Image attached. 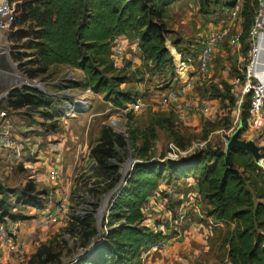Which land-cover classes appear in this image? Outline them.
Masks as SVG:
<instances>
[{
  "label": "trees",
  "instance_id": "obj_1",
  "mask_svg": "<svg viewBox=\"0 0 264 264\" xmlns=\"http://www.w3.org/2000/svg\"><path fill=\"white\" fill-rule=\"evenodd\" d=\"M10 0L16 3V19L9 33L10 58L27 80L46 76L52 68L77 69L84 74L82 87L95 94L115 109L137 103L138 95L122 90L129 78L127 68H118L114 58L115 47L122 38L137 41L142 61L156 69H174V58L168 46L173 34L168 26L170 10L187 0ZM200 13L215 18L218 23L229 21L228 13L235 0H196ZM258 11V0H245L241 13L244 33L242 46L249 50V31ZM201 42L177 54L195 58ZM176 60V58H175ZM177 65V60H176ZM178 69V67H177ZM174 75V74H173ZM233 87L224 82L214 95L222 108L226 102L235 107ZM200 100V99H199ZM201 101V100H200ZM51 97L31 88L10 91L6 106L11 116L23 110L50 112ZM251 96L245 97L238 126L244 131L250 127ZM148 113L131 120L128 140L108 127L102 130L91 148V158L104 173L106 183L101 189L108 194L121 182L123 168L129 159L137 163L126 178V184L112 198L105 227L107 231L94 242L88 254L69 264H141L144 251L156 247L163 240L143 225V206L151 192L158 187L165 174L169 181L192 178L199 192L204 193L210 206L209 215L226 228L227 262L229 264H264V171L253 156L243 151L230 154L231 167L226 164L225 148L209 147L198 150L176 161H156L153 155L158 130L173 137L179 149L185 150L183 138L177 131L176 114ZM235 117V115H234ZM233 117V118H234ZM234 120L220 124L231 129ZM236 128V129H237ZM253 131V130H252ZM254 133V140L262 139ZM264 142V141H263ZM257 144V143H256ZM264 152V144L261 145ZM11 193L0 183L1 218L23 220L13 213L16 205L43 206L42 192L33 180H26ZM97 193V192H95ZM82 247L89 249L98 236L94 218L80 219ZM40 264H62L61 256L47 252ZM40 253L39 257H43Z\"/></svg>",
  "mask_w": 264,
  "mask_h": 264
},
{
  "label": "rangeland",
  "instance_id": "obj_2",
  "mask_svg": "<svg viewBox=\"0 0 264 264\" xmlns=\"http://www.w3.org/2000/svg\"><path fill=\"white\" fill-rule=\"evenodd\" d=\"M220 25L217 19L200 13L196 0L174 5L168 17V26L173 32L168 46L175 61L174 69L159 70L150 64L146 65L141 59L137 41L130 37L120 39L117 46L121 50L115 47L113 56L118 68H127L125 74L129 80L123 84L122 90L138 95L137 103L124 109L112 108L103 95L99 96L91 89L82 87L84 74L80 70L55 67L44 77L27 80L18 68L15 70L14 66L17 65L12 60L8 61V57L2 59L0 66H4L7 72H0V78H3L0 80H3L0 96L13 88L29 87L38 81L45 85L39 92L53 100L50 110L53 118L43 117L42 111L34 113L26 110L13 116L17 135L27 141V164L17 166L10 155H0V183L11 193L10 200L14 204V192L33 175L32 180L38 191L42 192L43 206L16 205L13 213L23 216L21 219L25 221L21 243L26 254L0 264H40L47 252L60 254L62 264H69L86 254L88 250L82 247L84 242L80 219L93 216V226L98 231L94 244L107 231L106 219L114 197L100 214L106 201L107 194L101 190L106 178L96 164L88 161L91 148L105 127L124 136L128 134L131 118L135 120L148 113L174 115L170 110L162 108V98L167 91L182 86L186 79L195 78L197 87L193 91V98L208 102L211 114L204 116L197 112L192 114L186 124L176 115L177 131L187 148L182 150V157L209 147L225 148L226 132L230 129H223L220 124L227 123L228 119L235 120L239 108L240 116L242 114L245 98L241 102V94L231 84V80L245 65L248 50L241 47L239 52L238 48L225 44L223 48L230 56V63L224 65L216 56L213 75L207 79L197 73L179 71L175 60L179 48L187 50L196 46L210 30ZM239 53L242 61H239ZM215 79L221 80L219 84L214 83ZM224 82L233 87L235 107L226 108L231 106L226 102L222 108L214 95L216 88H220ZM81 93H89V99L81 101ZM8 97L0 101V108L6 106ZM253 136L249 128L242 132L241 138L249 141L254 140ZM171 141V135L158 130V140L153 151L156 161L162 162L161 158L168 154ZM254 141L261 146L257 140ZM53 149H58L57 153L62 156L63 180L60 185H54L46 179L47 167L51 161H55ZM63 192H67L70 198L66 209L56 213ZM4 197L0 195V201ZM149 197L144 206L143 225L154 233L162 234L163 240L156 247L142 253L141 264H229L226 228L209 215L210 206L204 193L195 192L192 183L189 184L185 178L171 182L165 174ZM51 215H54L56 221H52ZM41 252L44 253L42 258L39 257Z\"/></svg>",
  "mask_w": 264,
  "mask_h": 264
},
{
  "label": "built area",
  "instance_id": "obj_3",
  "mask_svg": "<svg viewBox=\"0 0 264 264\" xmlns=\"http://www.w3.org/2000/svg\"><path fill=\"white\" fill-rule=\"evenodd\" d=\"M245 0H235L233 8L228 13L229 26H220L210 30L203 38L200 51L193 59L184 58L181 54H175L177 67L179 71L186 74L192 66H197V74L203 78H210L215 69V59L217 50L227 44L231 48H241L242 38L244 36L240 13ZM16 3L10 0H0V45L7 44L10 48L9 33L12 30L13 23L16 19ZM248 56L240 73L233 77L231 84L236 86L241 94V102L247 95L251 96V108L249 124L252 130L264 141V82L260 79L261 54L263 51L264 40V0H258V11L248 36ZM120 51V47L116 46ZM197 87L195 78L186 79L182 86L173 88L162 98L161 106L166 110L173 111L178 115L182 123H187L192 114L200 112L204 116L211 114V107L208 102L200 101L193 98V91ZM240 115V108L233 127L226 132L224 146L226 147L229 137L236 130ZM15 119L7 110H0V155L8 154L17 166L27 164V141L19 137L16 133ZM58 149H53L55 161L47 167L46 179L54 185H60L63 180L62 156L57 153ZM195 152V151H193ZM193 152H190L192 154ZM188 156V155H187ZM182 157V150L174 143L169 144V152L165 160H179ZM29 158V157H28ZM90 163L96 164L91 158ZM260 168L264 171V152L260 160ZM34 180V176L30 180ZM188 183H192L195 192H199L195 186V181L188 178ZM70 195L63 192L60 206L57 207L56 213L62 212L67 207ZM146 206V205H144ZM143 206V213H144ZM52 221H56L54 215H51ZM24 220H11L7 217L0 216V263H7L9 259L21 258L26 254V249L21 243V237L24 232Z\"/></svg>",
  "mask_w": 264,
  "mask_h": 264
},
{
  "label": "water",
  "instance_id": "obj_4",
  "mask_svg": "<svg viewBox=\"0 0 264 264\" xmlns=\"http://www.w3.org/2000/svg\"><path fill=\"white\" fill-rule=\"evenodd\" d=\"M14 67H15V70L17 71V67L16 66H14ZM28 86L31 87V88H33V89H35V90L40 91V88H44L45 85L40 84L38 81H34V85H28ZM13 89H15V88H13ZM13 89H11V90H13ZM10 91H8L6 94L0 96V101H2L4 98H6L9 95ZM69 107H72V106H69ZM243 131H244L243 128L241 126H238V128L229 137V141H228V143H227V145L225 147L226 164L229 167H231L230 154L232 152L243 151V152L249 153V154H251L253 156V158L255 159V161L257 162V164H260V160L263 158V155L261 154V152L263 150V147L257 145L254 140H249V141L243 140L241 138V135H242V132ZM125 137L128 140L127 134H125ZM136 163H137V161H135L133 159H129L127 161V163H126V165H125V167L123 169V172L125 173V176H123V178H122L121 182L118 184V186L114 190H112L110 193H108L106 195V198H105V199H107L106 208L108 207V204H109L111 198L117 192H119L122 189V187L126 184V178L129 175V173L133 170V167H134V165ZM102 205H103V203H102ZM94 245L95 244H92V246L88 249V251H87L86 254H88L90 252V250L94 247ZM81 257H79V259Z\"/></svg>",
  "mask_w": 264,
  "mask_h": 264
},
{
  "label": "crops",
  "instance_id": "obj_5",
  "mask_svg": "<svg viewBox=\"0 0 264 264\" xmlns=\"http://www.w3.org/2000/svg\"><path fill=\"white\" fill-rule=\"evenodd\" d=\"M229 25H231V23L229 22V21H226V22H221V25L220 26H229ZM240 49H242V48H239V52H240ZM9 52H10V50L8 49V47H7V44L5 43V44H2V45H0V64H1V61H2V59L3 58H6V57H8V61H11V59H10V54H9ZM216 56L218 57V61H220V63H222V64H224V65H228L229 63H230V61H229V59H230V56L227 54V52L225 51V49L223 48V46L222 47H220L218 50H217V52H216ZM246 56H248V52H247V54H246ZM235 58V57H234ZM234 58H232V59H234ZM7 59V58H6ZM242 61L243 60V58H242V56L240 55V53H239V61ZM261 67L259 68L260 69V79H261V81L262 82H264V40H263V51H262V54H261ZM6 68L4 67V66H0V72H1V70H5ZM197 69H198V67L195 65V66H192L191 68H190V70H189V73L190 74H195V73H197ZM7 71L5 70L4 71V73H6ZM213 75V74H212ZM1 79H3V78H0V80ZM177 78H175V80H176ZM227 79V78H226ZM221 80L220 79H215L214 80V83H216V84H219V82H220ZM226 81H228L229 82V80L227 79ZM3 83V80L2 81H0V85ZM10 91V90H9ZM8 92V91H7ZM6 92V93H7ZM5 93V94H6ZM89 95V93H81L80 94V96H81V98H80V100L81 101H83L84 99H86V100H88L89 99V97H87ZM2 96V95H1ZM85 97V98H84ZM198 99V98H197ZM67 103V102H66ZM254 138V137H253ZM259 142V144L260 145H263L264 144V142L263 141H258ZM187 182H188V180H187Z\"/></svg>",
  "mask_w": 264,
  "mask_h": 264
},
{
  "label": "bare ground",
  "instance_id": "obj_6",
  "mask_svg": "<svg viewBox=\"0 0 264 264\" xmlns=\"http://www.w3.org/2000/svg\"><path fill=\"white\" fill-rule=\"evenodd\" d=\"M124 176H125V173H124ZM106 204H107V199H106V201H105V204H104L102 210L100 211V214H102V212L105 210V208H106Z\"/></svg>",
  "mask_w": 264,
  "mask_h": 264
}]
</instances>
